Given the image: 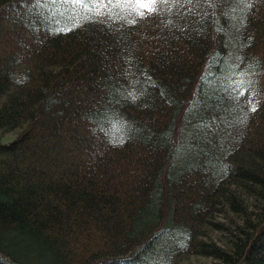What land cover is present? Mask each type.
Listing matches in <instances>:
<instances>
[{
  "label": "trees",
  "instance_id": "1",
  "mask_svg": "<svg viewBox=\"0 0 264 264\" xmlns=\"http://www.w3.org/2000/svg\"><path fill=\"white\" fill-rule=\"evenodd\" d=\"M144 2L0 0V264H264V0Z\"/></svg>",
  "mask_w": 264,
  "mask_h": 264
},
{
  "label": "snow or ice",
  "instance_id": "2",
  "mask_svg": "<svg viewBox=\"0 0 264 264\" xmlns=\"http://www.w3.org/2000/svg\"><path fill=\"white\" fill-rule=\"evenodd\" d=\"M151 2H155V0H151ZM140 6L141 7H143V8H148L149 7V4L148 3H146V2H144V0H140ZM150 11L152 10V9H149ZM142 14V13H141ZM253 111H255V108H253L252 109Z\"/></svg>",
  "mask_w": 264,
  "mask_h": 264
},
{
  "label": "rangeland",
  "instance_id": "3",
  "mask_svg": "<svg viewBox=\"0 0 264 264\" xmlns=\"http://www.w3.org/2000/svg\"><path fill=\"white\" fill-rule=\"evenodd\" d=\"M189 264H197V259H194L191 263Z\"/></svg>",
  "mask_w": 264,
  "mask_h": 264
}]
</instances>
